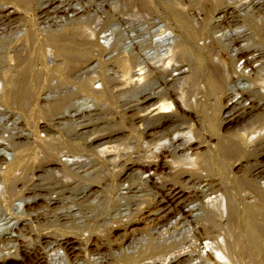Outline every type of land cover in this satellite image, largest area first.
<instances>
[{
	"label": "bare ground",
	"instance_id": "1",
	"mask_svg": "<svg viewBox=\"0 0 264 264\" xmlns=\"http://www.w3.org/2000/svg\"><path fill=\"white\" fill-rule=\"evenodd\" d=\"M3 143L0 264H264V0H0Z\"/></svg>",
	"mask_w": 264,
	"mask_h": 264
},
{
	"label": "rangeland",
	"instance_id": "2",
	"mask_svg": "<svg viewBox=\"0 0 264 264\" xmlns=\"http://www.w3.org/2000/svg\"><path fill=\"white\" fill-rule=\"evenodd\" d=\"M128 12H130L129 10H126V11H120V12H117L115 15H116V18H117V16H120V15H123V14H129ZM117 14H120V15H117ZM108 25H110V24H107V26ZM106 26V27H107ZM102 37V35H99L98 36V38H99V42H101V40H100V38ZM107 67L108 68H113V67H110V65H107ZM106 67V68H107ZM81 101H82V99H81ZM89 105H90V107H91V113H93L94 115L95 114H103V112L104 113H106L107 112V110H105V109H103V105H101V104H96V103H88V107H89ZM24 122V124H27L25 121H23ZM23 122H21V123H23ZM22 125V126H21ZM19 127L20 128H22V130L25 132V133H27L28 131H29V129L27 128V126L26 127H24L23 126V124H20L19 125ZM199 131V135L201 136V138H208L209 136H208V134L205 132V130H204V128L203 127H201V129L200 130H198ZM118 136V134L117 135H114L113 137H112V139H114V138H116ZM5 137V136H4ZM39 137L41 138V139H44V134L43 133H41L40 135H39ZM109 139H108V137H106V138H103V139H101L100 141H98V143H104V142H107ZM130 141H132V138H126L125 139V141L123 140V142L121 141L119 144H120V146H121V148H129V146H131L130 144H133L131 147H133L134 146V144H135V139H133V141H134V143H133V141L132 142H130ZM128 142V143H127ZM212 144H214L215 143V140H213L212 139ZM126 143H127V145H129V146H126ZM5 144L3 143L2 145H1V147H0V150H1V148L3 149V146H4ZM111 145H116L115 143L114 144H111ZM110 144H108V145H106L107 147H110L111 146ZM205 145V144H204ZM8 152V154L10 153V151H7ZM2 157V156H1ZM0 157V167H2V158ZM108 170H110V168L109 167H107L106 165H103L102 166V168H101V172H102V175L105 173V172H107V178H109L108 176H109V172H108ZM105 175H106V173H105ZM35 183H38V182H35ZM104 206V205H103ZM102 206V207H103ZM105 207V206H104ZM0 214H2V215H4V214H6V212H4V211H2V210H0ZM7 244H9V243H6V242H4V243H1L0 242V255H1V253L3 254V253H5V252H7L6 250L10 247V244L9 245H7ZM8 246V247H7Z\"/></svg>",
	"mask_w": 264,
	"mask_h": 264
}]
</instances>
